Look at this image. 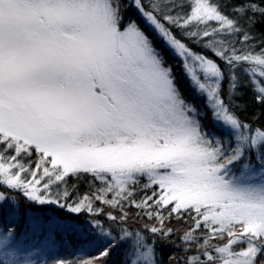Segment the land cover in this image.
I'll use <instances>...</instances> for the list:
<instances>
[{
	"label": "snow or ice",
	"instance_id": "obj_1",
	"mask_svg": "<svg viewBox=\"0 0 264 264\" xmlns=\"http://www.w3.org/2000/svg\"><path fill=\"white\" fill-rule=\"evenodd\" d=\"M261 5L264 0H243L232 5L236 16H229L219 0L127 4L182 58L185 71L208 96L214 118L230 129L233 147L232 141L203 130L162 54L136 21H124L121 0H0V186L72 213L85 208L99 213L93 207L98 200L120 210L121 224L128 218L125 208L135 206L137 215L157 221L158 226L144 227L162 238L173 232L165 221L187 212L193 223L181 240L186 251L192 244L197 251L186 264H264V130L229 111L219 95L221 68L171 31L177 27L186 37L202 40L226 63L232 73L230 96L234 73L246 64L243 71L252 78L257 101L264 103V48L257 52L249 29L240 24L241 17L255 24L249 12L264 16ZM185 6L187 13L172 14ZM241 33L238 48L228 37ZM81 173L106 186L75 203L67 202V188L53 198V187ZM141 176L148 179L145 189L157 190L136 201L130 186ZM6 199L16 203L0 193V202ZM92 227L90 243L104 247L83 264H95L120 244L126 245L124 264H157L154 242L147 243L140 231L120 228L117 237L99 221ZM12 236V229L0 234V264H31L12 247Z\"/></svg>",
	"mask_w": 264,
	"mask_h": 264
},
{
	"label": "trees",
	"instance_id": "obj_2",
	"mask_svg": "<svg viewBox=\"0 0 264 264\" xmlns=\"http://www.w3.org/2000/svg\"><path fill=\"white\" fill-rule=\"evenodd\" d=\"M180 4L182 0H175ZM222 5V10L229 16H236L232 11V5H239L243 0H219ZM123 7L124 21L134 20L142 31L152 41L154 47L162 54L165 66L171 67V72L174 77V82L178 88L181 98L186 104L194 107L199 115L203 130L208 134L215 135L221 140L232 141V146L235 142L227 130L220 127L213 119V111L205 95H200L197 89L193 86L192 80L185 72L183 61L172 52L171 48L166 45L165 41L145 22L138 14L134 7H127L128 0H121ZM227 5V7H224ZM264 6V5H261ZM188 7L182 9L177 8L173 11V15L178 11L186 13ZM255 24L249 26L247 19L241 17L240 24L249 29V35L252 39L249 43L255 45V50L258 52L260 48H264V16L256 14L253 16ZM167 26V25H166ZM215 26V22H213ZM172 33L176 38L184 42L189 49L194 53L203 54L205 57L212 59L221 68L224 78L220 87V95L224 103L228 106L229 111L234 114L240 121L250 124L255 129L261 127L264 130V103H260L256 99L255 86L252 83V78L246 73L236 71V88L230 96L229 77L232 73L226 63L220 60L212 51L203 46V41H197L186 37L182 30L177 27H171ZM242 33L236 37H228L237 41L236 47H241L239 40ZM242 65H240L241 67ZM264 83V81H262ZM11 155V153H9ZM36 154L33 152L31 159L35 161ZM255 162V157H252ZM27 163V159L24 160ZM35 167V164L32 165ZM239 165L233 168L236 172ZM148 183L147 177H137V183L134 187L133 199L136 201L141 198L152 195V192L157 190L156 186L151 189H145L143 186ZM106 185L89 173H81L78 176L69 175L66 178V184L53 187L51 189L53 198L57 192L62 193L65 188L69 191L68 203H75L78 198L85 194L91 195L97 189L103 188ZM0 193H4L7 197L15 198L16 203L12 199H6L0 202V224L5 232L12 229L16 238H20L22 242H31L34 247L49 246L48 249H43L42 252H37L27 259L31 264H57V261H63L64 264H83L84 261L98 256L103 250L104 245L94 246L90 243L94 239L92 227L93 221H99L100 225L112 235L119 236L120 228H125L129 231H140L146 238L147 243L154 242L157 264H186L188 256L196 253L195 244H192L190 249L186 251V243L181 240L183 233L192 225L193 221L189 213L182 214V218L177 219L175 214L171 219L165 221V227L173 229V232L167 237L162 238L160 234H152L144 225L158 226L156 220H150L147 216L137 215L139 210L135 206H127L125 211L128 213L127 220L121 224L119 216L121 212L118 208H112L109 205L103 204L101 201L93 200V207L101 209L99 213H90L86 208L80 213H72L67 208H61L57 204H37L29 201L18 190L8 189L6 186H0ZM112 198V194H108V199ZM64 201L62 200L61 203ZM18 205V209H17ZM109 213L116 216L117 220L113 222L109 219ZM167 215V213H165ZM194 215V213L192 214ZM11 217V222H10ZM69 223H74L78 227L73 230L65 227ZM82 229V231H81ZM198 236L200 232L196 233ZM226 241V237H225ZM225 241H219L223 243ZM217 241H214L216 243ZM126 245L120 244L111 250L109 255L100 260H96L95 264H124ZM26 257V256H22ZM264 259V257H261Z\"/></svg>",
	"mask_w": 264,
	"mask_h": 264
},
{
	"label": "rangeland",
	"instance_id": "obj_3",
	"mask_svg": "<svg viewBox=\"0 0 264 264\" xmlns=\"http://www.w3.org/2000/svg\"><path fill=\"white\" fill-rule=\"evenodd\" d=\"M144 2H145V4L147 5V3H148V0H144ZM189 10V9H188ZM188 10H187V12H188ZM186 12V13H187ZM152 28V27H151ZM153 29V28H152ZM164 40V39H163ZM165 41V40H164ZM166 43V42H165ZM166 45L167 46H169L167 43H166ZM171 50H172V52L175 54V52L173 51V49L171 48ZM178 56V55H177ZM179 57V56H178ZM181 60H182V58L181 57H179ZM183 61V60H182ZM189 63H191V61H189ZM183 66H184V61H183ZM245 67H247V65L246 64H242V66L241 67H238L237 69H236V71H241L242 73H245L244 71H243V69L245 68ZM235 71V72H236ZM186 72V71H185ZM186 74L189 76V78L192 80V78L190 77V75L186 72ZM235 74V73H234ZM197 75L200 77V81L201 82H206L205 81V79H204V75H203V73L202 72H200L199 71V69H197ZM235 77H237L236 76V74H235ZM192 84H193V86L197 89V91H198V93L200 94V95H205L206 96V98H207V101H208V103H209V100H208V96L206 95V93H202V92H200L199 90H198V87H197V85L193 82V80H192ZM230 88V87H229ZM229 94V93H228ZM219 95H220V92H219ZM220 98H221V95H220ZM221 100H222V98H221ZM211 108V107H210ZM212 111H213V109H212ZM220 127H222L223 129H225V130H227L228 132H230V129L227 127V126H225L224 124H223V121H217L215 118L213 119ZM209 135H211V134H209ZM235 145H233V147H234ZM7 232H5L4 231V229H3V227H2V224H0V234H6ZM10 244L12 245V247H14L15 249H17L18 250V252H19V255L22 257V256H31L32 254H34V253H37V252H42V250L43 249H48V247L49 246H45V247H34L33 245H32V243L31 242H29V241H27V242H22L21 241V239L20 238H16L15 236H14V234H13V236L10 238Z\"/></svg>",
	"mask_w": 264,
	"mask_h": 264
}]
</instances>
